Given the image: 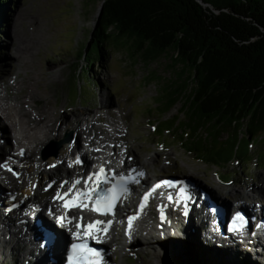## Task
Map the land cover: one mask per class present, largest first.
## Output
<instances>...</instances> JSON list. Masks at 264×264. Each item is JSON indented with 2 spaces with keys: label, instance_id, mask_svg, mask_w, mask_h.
Here are the masks:
<instances>
[{
  "label": "rangeland",
  "instance_id": "obj_1",
  "mask_svg": "<svg viewBox=\"0 0 264 264\" xmlns=\"http://www.w3.org/2000/svg\"><path fill=\"white\" fill-rule=\"evenodd\" d=\"M101 4L102 0L9 1L5 7V22L0 26V82L8 76V70H11V63L8 61L12 51L8 42L11 38L13 17L18 10L28 11L39 22L45 37V47L39 57L40 70L45 75H55L49 81L48 91L59 113L70 116L72 112L99 111L100 115L108 119V108L106 106V110L104 105L110 103L114 113H119L120 123H124L121 114L127 118L126 127L128 130L130 128L129 137L134 150L132 154L138 158V162L141 161V166L144 163L154 164V167L149 168L155 170L156 173L153 174H164L160 171L168 170L196 177L206 191L213 192L217 197L242 198L241 196L256 193L264 198V193L254 192L258 187L264 189V143L252 147L254 160L236 161L221 168L204 164L190 154L178 138L181 133L163 131L166 128L165 122L170 119L178 117L181 123L187 121L186 115L180 113L181 103L169 114L160 115L159 105L165 98L167 80L173 78L166 68H160L156 72H153L154 68L148 69L141 61H137L138 54L130 48V44L123 47L109 45V56H106L103 63L104 68L97 65L90 69L86 61L77 57L79 51L92 42ZM77 69H82L80 75H76ZM4 125L7 131L10 130L8 120L0 117V127ZM155 127H160L161 133ZM187 134L185 130V136ZM3 135L5 139H0V159L4 157V152L9 153L12 150L6 132ZM73 138V132L65 131L59 140H51L42 147L39 154L37 152L31 155L28 162L31 166L34 165L31 169H35L34 176L37 177L39 169L46 168L44 166L48 160L59 154L65 145L73 144ZM62 142L64 146L56 151L58 144ZM14 147L13 145V149ZM25 184L31 186L32 181L27 179ZM238 191L247 194L235 195L236 197L232 195ZM154 219L157 220L156 215ZM198 238L189 232L185 236L173 238L172 242L169 241L171 238H165L161 243L155 244V248L135 243L131 244L135 253L146 248L151 256H135L131 253L132 248L130 251L127 248L124 250L126 255L123 256L116 250L117 253L112 258L116 264H264V246L261 244L257 252H249L252 250L249 248L243 255L238 252L240 249L225 250ZM10 248L11 245H7L8 256ZM8 259L3 263L0 258V264H15Z\"/></svg>",
  "mask_w": 264,
  "mask_h": 264
},
{
  "label": "bare ground",
  "instance_id": "obj_2",
  "mask_svg": "<svg viewBox=\"0 0 264 264\" xmlns=\"http://www.w3.org/2000/svg\"><path fill=\"white\" fill-rule=\"evenodd\" d=\"M12 21L10 29L11 38L8 42V46L12 51L9 57L10 61H8L11 63V70H8L10 71L8 76L2 78L0 82V117H4L8 120V125L10 127L8 131L5 125L4 127H0V139H5L3 134L6 132V138L10 145H12V150L9 151V153L4 152V157L0 159L1 166L4 165V167H0V176L10 185L8 186L5 183L0 184V203L3 204V207H0V258L3 263L10 258L15 264H51L48 257L49 254H46L47 252L39 256L35 253L40 248V244L38 243L40 242V233L37 234L36 239L27 238L22 232L23 227L19 225L22 220L27 219V213L32 210V205L30 206V204L26 203L27 199L35 204L39 201H45V199L48 198L45 202L49 203L51 198L55 197L52 196L51 193H57L56 195H58L61 189H63V192H66L73 186L74 189L82 188V186L87 183L86 175L90 172L89 168H91L93 164V160L90 158L91 155H87L82 151L85 146L92 148L93 156L100 157V154L103 155V157L97 160L99 164L103 162L107 164V159H109L110 155L107 154L106 150L112 148L111 145H115L112 151L116 159H118V156L122 153H134V150L131 146V138L129 137L130 128L128 130L126 127L128 123L127 118L121 114L120 116L121 119L124 120V123H120L119 113H114L112 104L108 103L104 105L106 110L108 108V119L100 115L99 111L95 113L72 112L70 116L69 114L63 115L58 112L51 98L50 91H48L49 81L51 77L54 78L55 75H45L42 69L40 70L41 62L39 61V57L42 49L45 47V37L42 30H40L41 26L39 22H37V19L33 18L28 11L21 10L15 13ZM18 26L20 27L18 28ZM41 71L43 73H41ZM1 94H5V96H1ZM65 131L74 133V143L65 145L58 156L51 157L44 166L46 168L39 169V173L36 175L37 177H35V169L31 171L34 165L31 166V163L28 162V160L31 159V155L37 152L39 154L42 147L51 140H59ZM82 142H84V144ZM13 145L15 149H13ZM101 151H104V154ZM80 162L84 163L85 166L79 164ZM155 162L156 160L154 163ZM115 163L117 165H112V167H118L119 163ZM151 167H154V164L144 163L141 169L147 172ZM9 169L12 172L8 171ZM159 175L164 174L160 173ZM32 176L33 178H31ZM152 176L157 178L156 174H152ZM27 179L32 181L31 186H26L25 182ZM77 181H79V183H77ZM197 187L199 186H196V190ZM8 191H13V195L17 192V202L15 203H18L22 209H18L12 213L7 211L6 206L9 205V203H7L5 199H9V195H7ZM254 192L263 194L264 189L258 187ZM213 194L211 195L213 196ZM245 194L247 193H244V191H238L232 195L238 196ZM255 194H248L246 196L252 197L255 196ZM241 197L242 199L237 200H245V198L243 199L244 196ZM246 200H251V202L246 203L247 206H250L258 202L260 204V200L262 199L258 200V198L255 197L254 199L248 198ZM254 200L256 202H252ZM193 201L194 204L192 203ZM186 202L188 204H186ZM181 203V210L178 216L184 222L185 230L176 234L178 232V228H176L175 235L173 236L170 234H172L174 230H169L170 228L167 229L164 235L166 237L172 236L171 240H169L170 242L177 236H185L186 233L192 232L199 237L198 239H200V241L202 239L205 243L214 244L216 247L219 246L225 250L238 249L234 245L233 242L235 241L231 239L232 237H223L221 234L220 236L217 226H210L209 220H214V218L209 215L205 218L203 212L204 207L207 206L206 203L203 202L199 192L192 193L190 199H185V201ZM198 203H200L201 206L199 212H202V214L198 212ZM227 205L233 207L230 202H228ZM183 208L189 211L188 216H182ZM163 209L165 220L168 224L171 222V226H173V218L177 219V216H172V212L167 205H164ZM153 216L154 211H150L147 218L152 220L154 218ZM44 220L45 223L49 222L46 216H44ZM53 226L57 231L64 230V227L58 228L55 224H53ZM117 228L118 225L115 226L113 235L109 238V245H114L115 249L120 251L123 256L126 255L127 252L124 250L127 248L129 251L132 248L131 253L135 254V256L143 254L144 256L146 254H150L151 256V252H148L146 248L140 249L138 253H135L133 245L124 247L126 239H122V237L118 236ZM226 235L229 236L228 229L226 230ZM135 236L134 234L133 237ZM260 236L264 238V233ZM133 237L131 244L140 243L144 244L143 246L147 248H155L158 243L164 241V239H162L155 243L151 241L148 236L145 237L143 234L138 239ZM258 238H260L259 235ZM7 240L9 242H6ZM256 242L259 241L254 239V244ZM115 243L117 246H115ZM7 245H11L12 247L10 248L9 256L6 254ZM261 245L263 247L264 242H262ZM246 250L249 251V248ZM62 253L61 247L57 246L54 250L53 257H58ZM104 253L107 255L106 248H104Z\"/></svg>",
  "mask_w": 264,
  "mask_h": 264
},
{
  "label": "trees",
  "instance_id": "obj_3",
  "mask_svg": "<svg viewBox=\"0 0 264 264\" xmlns=\"http://www.w3.org/2000/svg\"><path fill=\"white\" fill-rule=\"evenodd\" d=\"M9 1L0 0V26L5 22V7ZM164 1H106L93 30L92 42L82 48L77 57L86 61L90 69L97 65L104 68L109 45L123 47L130 39H136L138 52L148 45L144 59L150 60L175 44L176 32L183 29L195 31L204 44L199 45L187 36L180 48L182 55L194 62L200 54L205 56L199 67L198 87L188 93L189 86L181 82L164 93V101L159 105L160 115L169 114L181 103L180 113L186 115L187 121L181 123L178 117L170 119L165 122L163 131L181 133L178 138L185 149L202 163L213 167L224 168L236 161L254 160L252 147L264 143V62L259 61V55L251 60L225 57L224 41L218 42L216 37L204 34L196 16L187 11L191 8L197 11L193 2L189 1L187 5L180 0ZM230 1L214 0L217 5L233 3L237 7H248L250 11L258 12L264 23V0H244L246 5L242 0ZM159 11H165V15ZM167 15L180 20L174 24ZM207 42L212 48L204 53ZM216 42L220 44L219 48ZM81 71L77 69L76 75ZM159 128L157 131L161 133Z\"/></svg>",
  "mask_w": 264,
  "mask_h": 264
},
{
  "label": "water",
  "instance_id": "obj_4",
  "mask_svg": "<svg viewBox=\"0 0 264 264\" xmlns=\"http://www.w3.org/2000/svg\"><path fill=\"white\" fill-rule=\"evenodd\" d=\"M106 1L109 0H102L98 20ZM180 1H185L187 5L190 4V2H193V4L197 6V11L193 8L187 11L190 12L191 16H196L195 18L198 20L201 31L204 32V34L209 35L210 37H216L219 39L218 42L224 41L222 47L229 51L227 53L225 50V54L222 53L226 55L225 57L231 59L233 57H241L251 60L255 55H259V61L264 62V23H262L263 17L259 16L257 14L258 12L250 11V9L245 6V8H241V6L237 7L233 3L217 5L214 0ZM225 1L231 2L230 0ZM242 1L246 5L245 1ZM164 2L168 3L166 0ZM177 3L180 4L179 2ZM159 12L165 15V11ZM167 16L174 24H177V20H180V18L173 15ZM187 25L189 26L188 23ZM189 27L193 28V26ZM113 32L118 35L116 30ZM187 36L196 41L199 45L204 44L201 39L199 40L195 31L183 29L182 31L176 32L175 44L173 46L162 51V54L150 60L144 59L148 45L138 52L136 49H138L139 43L136 39H130L129 41L126 40L127 42H125L130 44V48L138 54V58H136L137 61H141L148 69L152 70V68H154L155 70H153V72H156V70H159L160 68H166L167 72L173 75V78L170 77V79L167 80V85L165 86L167 91L172 86H177L180 85L181 82H186L189 86L188 93H190L198 87L199 67L204 63L205 56L204 54H200L197 57V61L194 62L191 59H186L182 55L180 43H182L183 39H186ZM149 44L151 45V43ZM218 45L216 42L217 47ZM211 46L212 45L207 42L205 47H201L204 48V53H207V50L212 48ZM258 90H261V88ZM167 91L165 93H167ZM260 102L261 101H258V104H260ZM245 122L247 123V121Z\"/></svg>",
  "mask_w": 264,
  "mask_h": 264
},
{
  "label": "snow or ice",
  "instance_id": "obj_5",
  "mask_svg": "<svg viewBox=\"0 0 264 264\" xmlns=\"http://www.w3.org/2000/svg\"><path fill=\"white\" fill-rule=\"evenodd\" d=\"M99 182V181H97ZM77 183H79V181H77ZM88 195H91L90 193ZM117 192L116 190H113L111 196L109 197H102V200L101 202H98V205H97V211H101V204L103 205L104 208L107 209V211H102L101 214L103 215H107L109 211L112 210L113 206L115 205V203L117 202L116 198H117ZM147 196L145 197V200H147ZM57 199H59V197H57ZM67 206V205H66ZM76 207H79L80 205L79 204H76L74 205ZM143 205H141V212L143 211ZM112 214H115L114 212ZM137 217L136 216H133L129 219V234L131 232V227H132V222L136 219ZM61 220V222H63V217H60L58 218ZM236 220L237 221H242L243 220V217L240 215V214H237L236 216ZM99 224V222H98ZM110 227V225H109ZM92 226L89 225V229L91 230ZM74 251H86L87 253L91 254V255H94L95 257H97V260H94V261H89L88 264H99V256L100 254L98 252L95 251V249H92V248H88L86 245H77V246H74ZM72 264H80V262L78 260H73Z\"/></svg>",
  "mask_w": 264,
  "mask_h": 264
}]
</instances>
